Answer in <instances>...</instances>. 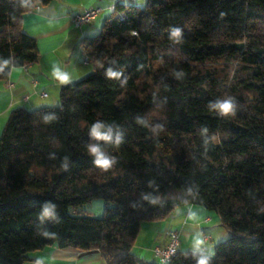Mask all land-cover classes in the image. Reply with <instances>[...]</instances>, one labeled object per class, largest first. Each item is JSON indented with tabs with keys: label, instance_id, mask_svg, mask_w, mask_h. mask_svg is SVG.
<instances>
[{
	"label": "trees",
	"instance_id": "1",
	"mask_svg": "<svg viewBox=\"0 0 264 264\" xmlns=\"http://www.w3.org/2000/svg\"><path fill=\"white\" fill-rule=\"evenodd\" d=\"M52 2L0 0V80L38 60L21 18ZM114 8L82 42L92 71L60 87L57 106L13 109L0 132V264L49 246L160 264L133 254L141 226L187 205L215 211L232 233L211 264H264V0ZM229 99L234 114L209 108ZM97 122L109 140L90 135ZM93 145L110 167L94 164ZM96 198L102 217L74 213ZM196 256L178 250L166 264Z\"/></svg>",
	"mask_w": 264,
	"mask_h": 264
},
{
	"label": "crops",
	"instance_id": "2",
	"mask_svg": "<svg viewBox=\"0 0 264 264\" xmlns=\"http://www.w3.org/2000/svg\"><path fill=\"white\" fill-rule=\"evenodd\" d=\"M137 0H53L46 6L36 7L21 18L22 30L37 44L38 60L26 69L13 68L5 80H0V132L10 111L16 108L34 110L52 106L58 102L59 89L76 82L91 72L83 51L82 42L93 37L101 28L104 19L110 17L109 8L117 4H137ZM100 9L91 23L77 29L72 17L85 9ZM103 19V21H101ZM54 68L57 70L54 71ZM192 206L187 209L191 213ZM162 222L145 223L149 229L141 231L134 243L133 251L138 257L153 260L152 249L166 242V232L176 230L173 224L167 229ZM188 227L184 222L177 231L179 236ZM201 237L207 235L200 232ZM209 237L208 242L211 237ZM179 244V251L181 250ZM25 264H106L98 251H80L73 248L59 249L55 246L28 254Z\"/></svg>",
	"mask_w": 264,
	"mask_h": 264
},
{
	"label": "rangeland",
	"instance_id": "3",
	"mask_svg": "<svg viewBox=\"0 0 264 264\" xmlns=\"http://www.w3.org/2000/svg\"><path fill=\"white\" fill-rule=\"evenodd\" d=\"M146 1L147 0H137L136 5L139 7H143L146 4ZM101 21H103V19ZM100 31L101 28L99 29V32ZM57 105L58 102L52 104V106H57ZM105 207H106L105 202L102 199L96 198L93 199L91 202L78 208V210L74 213L76 215H87V216L99 218L104 215ZM189 207H190L189 205L177 207L169 214L168 217H166L164 220L159 222H162L161 225L165 226L164 229H167L170 224H173L176 231H181L180 226L184 222L187 223L188 220V227L185 229V232L181 233V235L179 236V242H182L180 247L181 250L193 252L192 247L194 244V237H196L197 235L201 236L200 232L204 231L207 233V235L211 237L208 243L206 244L204 243V246L210 248L213 253V247L216 244L226 242L232 236L231 231L222 225L220 221V217L215 211L207 210L204 209L203 207L193 205L192 208H194V210L191 213H189L187 212V209ZM148 229L149 227H147L146 224L144 223L142 227L143 232H146ZM135 253H138V251L137 250H135V252L133 251L134 255H136ZM139 258L144 259L142 257ZM151 262L157 263L158 258L153 257V260H151Z\"/></svg>",
	"mask_w": 264,
	"mask_h": 264
},
{
	"label": "clouds",
	"instance_id": "4",
	"mask_svg": "<svg viewBox=\"0 0 264 264\" xmlns=\"http://www.w3.org/2000/svg\"><path fill=\"white\" fill-rule=\"evenodd\" d=\"M180 36H181L180 29L178 28L172 29V37H171L172 39H174L176 42H180ZM56 70L57 69L54 68V71ZM107 75L109 77L118 76V74L113 73L111 69H108ZM209 108H214L221 115H228L230 113L234 114L235 104L232 99H229V100H224V101H216L215 103L210 102ZM50 119L51 117H46L45 121L47 122ZM101 127H103V125L99 122L93 124L90 135H92L94 138H97V139H104L106 141L109 140L110 138L108 136H105L100 132ZM118 142L119 141H117V143ZM89 151L91 152L92 155L95 156L94 164L98 167L107 169L114 162V159L107 156L105 154V151L98 145L90 146ZM62 166L64 168L67 167L66 164H62ZM52 207L54 206L48 203L44 205L43 214L39 217L41 221H43L46 217L51 215ZM43 235L49 236V235H54V234H50L45 231ZM192 250H193L194 256H196V253H200L199 256H196V264H211L212 255H213L212 250L204 246V240L201 238L200 235H197L196 237H194V244H193Z\"/></svg>",
	"mask_w": 264,
	"mask_h": 264
},
{
	"label": "built area",
	"instance_id": "5",
	"mask_svg": "<svg viewBox=\"0 0 264 264\" xmlns=\"http://www.w3.org/2000/svg\"><path fill=\"white\" fill-rule=\"evenodd\" d=\"M110 14L115 11V8L112 6L109 8ZM100 9H85L82 12L75 14L72 19V25L74 28H81L82 26L91 23L99 15ZM29 66V65H28ZM28 66L23 67L26 69ZM204 243H208L209 237L204 235ZM179 233L174 230H169L166 232V242L162 246H155L153 248L154 257L158 258L160 264H166L171 261L173 257L178 253L179 250Z\"/></svg>",
	"mask_w": 264,
	"mask_h": 264
},
{
	"label": "water",
	"instance_id": "6",
	"mask_svg": "<svg viewBox=\"0 0 264 264\" xmlns=\"http://www.w3.org/2000/svg\"><path fill=\"white\" fill-rule=\"evenodd\" d=\"M235 48H237V49H241L242 48V44H239V45H235Z\"/></svg>",
	"mask_w": 264,
	"mask_h": 264
}]
</instances>
